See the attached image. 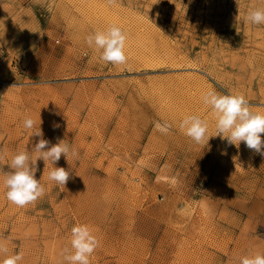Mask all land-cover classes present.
I'll return each instance as SVG.
<instances>
[{
	"label": "rangeland",
	"instance_id": "374dc122",
	"mask_svg": "<svg viewBox=\"0 0 264 264\" xmlns=\"http://www.w3.org/2000/svg\"><path fill=\"white\" fill-rule=\"evenodd\" d=\"M252 8L264 0H0V177L13 154L35 155L26 116L49 147L65 140L79 153L46 168L37 160L45 195L34 204H11L0 185L5 255L66 264L77 224L101 242L90 264H239L264 253V155L214 136L202 101L209 90L243 94L264 113V24L245 22ZM111 24L127 36L123 65L85 43ZM188 115L209 123L206 146L180 130ZM165 121L167 135L155 128ZM52 167L70 171L65 187L48 180Z\"/></svg>",
	"mask_w": 264,
	"mask_h": 264
},
{
	"label": "clouds",
	"instance_id": "9594fccd",
	"mask_svg": "<svg viewBox=\"0 0 264 264\" xmlns=\"http://www.w3.org/2000/svg\"><path fill=\"white\" fill-rule=\"evenodd\" d=\"M238 19V17H237ZM245 22L253 25L264 24V8H252L246 16ZM127 36L116 24L109 25L105 30H96L85 37V43L99 53V60L105 64L123 65L127 62L125 53ZM86 54V53H85ZM204 105L210 106L215 116L214 136L226 141L228 146L239 149L241 142L255 153L264 155V113L255 112L243 94H221L209 90L202 95ZM23 127L31 131L30 136L40 137L33 147L35 155L27 151L13 154L8 166L12 171L0 177L6 199L17 207H26L34 204L45 195V187L36 179L37 160H43L45 168L49 163L54 165L63 155L69 162V157L79 158L78 150L65 140H60L49 147V141L43 139L40 127L31 116L23 120ZM58 127V125H55ZM172 124L165 121L157 122L156 130L162 134H169ZM180 130L197 145L206 146L211 137L208 135L209 123L198 115H188L179 124ZM7 154L0 152V160L6 159ZM48 180L65 187L70 179V171L63 167H52L48 171ZM157 181L167 179L158 176ZM174 183V181H173ZM100 240L87 224H77L71 229L70 247L63 249V260L66 264H90V258L100 247ZM7 247L0 242V264H20L22 253L5 255ZM239 264H264V253L256 252L243 256Z\"/></svg>",
	"mask_w": 264,
	"mask_h": 264
}]
</instances>
